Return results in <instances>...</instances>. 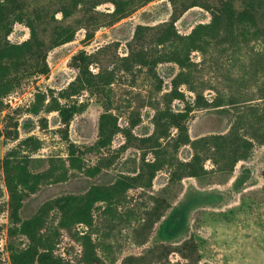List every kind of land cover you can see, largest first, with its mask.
Returning a JSON list of instances; mask_svg holds the SVG:
<instances>
[{"label":"rangeland","instance_id":"374dc122","mask_svg":"<svg viewBox=\"0 0 264 264\" xmlns=\"http://www.w3.org/2000/svg\"><path fill=\"white\" fill-rule=\"evenodd\" d=\"M28 20L38 34L31 49L0 58V161L16 148L31 157L36 178L21 188L16 218L0 167V264H15V253L27 254L23 264H42L44 253L86 264L83 234L101 264H127L128 256L134 264H264V116L241 130L250 146L221 143L216 136L235 133V116L215 106L258 103L264 113V0H0V56L31 37ZM63 27L75 35L55 45ZM81 50L92 54L89 69L104 90L79 94L88 106L67 125L48 106L66 101L60 92L77 77ZM106 110L118 127L99 149ZM175 114L192 143L176 147ZM118 177L128 181L124 191ZM94 185L118 199L99 201L93 224H76L72 235L59 226L57 202L83 200ZM48 228L58 230L54 248L37 239ZM191 238L195 248L180 251ZM157 243L170 251L148 253Z\"/></svg>","mask_w":264,"mask_h":264},{"label":"trees","instance_id":"16d2710c","mask_svg":"<svg viewBox=\"0 0 264 264\" xmlns=\"http://www.w3.org/2000/svg\"><path fill=\"white\" fill-rule=\"evenodd\" d=\"M10 1V0H8ZM14 1V0H12ZM117 3V2H116ZM120 3L116 8V11L119 10ZM115 11V12H116ZM61 12L64 16L68 15L66 9H62ZM28 26L31 30V37L28 40L23 41L22 43H17L12 45L11 47L4 50L1 54L0 58H10L14 59L21 56L22 53L31 49L33 42L38 39L37 29L34 25L32 20H28ZM141 25L137 28V35L141 33ZM75 32L71 31L68 27H63L62 30L57 32L54 44H60L63 42H67L73 39ZM91 35V34H89ZM9 51V52H8ZM12 51V52H10ZM34 53L37 55L38 58L41 60H46V55L42 53L41 46L34 50ZM91 56L92 54L88 53L85 50H81L78 54L74 55L72 65L78 69L79 73L75 80H73L67 88L63 89L60 92V97L66 99L65 102H62L59 98H55L54 102L50 103L48 109L50 110H57L62 121L65 124H69L73 117L86 109L88 106V101L80 100L78 95L81 94L84 90H91L96 89L98 92L104 90V84L96 83L93 79L92 72L89 69V65L91 63ZM180 65H187L184 60H179ZM42 72H48L49 66L45 62L42 68H40ZM93 92V90H91ZM180 98L184 97V92L178 90L177 92ZM196 102H200L201 98L196 97ZM41 99V98H40ZM70 100V101H69ZM218 111L222 114L235 116L234 122L232 124V130L235 132L232 134L227 135H219L216 136L218 140L222 139L221 143L225 141H229L231 144L240 145V143L244 142V145H249L250 142L244 140V134L241 133V130L247 131L248 129L252 128L256 122L262 121V116L264 113L261 112L260 104H249L248 106L236 107V111H234L229 104L224 105L220 102L215 104ZM39 106L36 104L33 111L38 112ZM238 109V110H237ZM183 114H175L173 115V119L175 125L177 126L179 133L176 140V147L180 146V144L184 143H192V140L189 136L188 126L186 123L183 122ZM113 116L111 113L106 110L102 113L100 118V125H99V136L95 146L97 148H105L110 145L113 141V134L116 132L117 129V122L112 119ZM116 127V128H115ZM32 137H27L23 141H29ZM22 141V142H23ZM264 141V139L262 140ZM21 144V143H20ZM224 145V144H223ZM16 148L11 149L0 161V167L4 169L5 177L7 181V186L11 192V204H12V215L14 217H19V202H20V192H22L26 187H29L31 184H35L33 179L36 178V175L32 173L29 169L30 161L26 155H20V152L16 151ZM19 157H23L19 159ZM27 157V158H26ZM70 158L72 160V164L74 167L81 168V157L77 154V147L75 143L70 144ZM196 162H199L200 155L196 153L195 155ZM154 166V164L150 165ZM116 184L124 191L128 187V181L123 177H118ZM21 188H24L23 190ZM118 196V195H117ZM116 194L112 193L111 191L101 190L99 186L94 185L89 190L85 199H79L72 194L67 195L63 200L57 202L58 209L60 210V221L59 226L61 228L66 229L70 234L75 235V226L78 223H84L88 226H91L94 221L93 210L97 206L99 201H105L108 203V207H111L118 197ZM35 218L30 220H26V222L30 223L31 226L33 225V221ZM42 221V220H41ZM148 222L153 224L151 221V216L148 218ZM38 222L34 226H37ZM47 231V232H46ZM45 232H41L38 236V241L42 244L44 243L49 248H54V243L56 240V236L58 235V230L53 228H48ZM78 233V230H77ZM33 236V232H31ZM83 239L85 243L84 252L82 255V260L86 264H101L103 263V259L94 252V247L92 246V241L90 236L87 234H83ZM194 247V242L192 238L187 240L183 246L179 249L180 251L186 250L189 248ZM195 248V247H194ZM159 251L160 253H168L170 251V245H165L164 243L155 244L148 253H155ZM183 252V251H182ZM185 253V252H184ZM133 256H128L127 264H134L132 261ZM27 258V254L20 256L18 253L13 254V259L15 264H23V260ZM41 263L42 264H63L60 260L54 259L51 257L50 253H44L41 256Z\"/></svg>","mask_w":264,"mask_h":264}]
</instances>
